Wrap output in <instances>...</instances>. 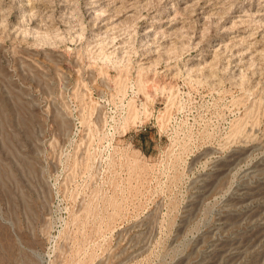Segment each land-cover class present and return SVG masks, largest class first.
<instances>
[{"label":"rangeland","instance_id":"obj_1","mask_svg":"<svg viewBox=\"0 0 264 264\" xmlns=\"http://www.w3.org/2000/svg\"><path fill=\"white\" fill-rule=\"evenodd\" d=\"M71 261L264 264V0H0V264Z\"/></svg>","mask_w":264,"mask_h":264},{"label":"bare ground","instance_id":"obj_2","mask_svg":"<svg viewBox=\"0 0 264 264\" xmlns=\"http://www.w3.org/2000/svg\"><path fill=\"white\" fill-rule=\"evenodd\" d=\"M46 36H48V35H44V38H45V39L43 38V42H45V41L48 42V41L50 40V39H49V40L47 39V40H48V41H47V40H46V38H47ZM49 38H50V37H49ZM41 41H42V40H41ZM23 199H24V198H23ZM25 201H26V200H25ZM117 203H118V202H117ZM109 204H110V203H109ZM112 207H113V206H112ZM93 208H94V207H93ZM86 213H87V212H86ZM87 222H88V221H87ZM82 224H83V222H82ZM85 225H86V223H85ZM75 255H76V252H75ZM76 257H77V256H76ZM78 257H80V256H78ZM74 259H75V257H74ZM86 260H87V259H86ZM72 261H73V260H72ZM72 261H71V263H73ZM77 261H79V260H77ZM80 261H81V260H80ZM74 262H75V261H74ZM81 262H82V261H81ZM83 262H84V260H83ZM73 264H74V263H73ZM76 264H77V263H76Z\"/></svg>","mask_w":264,"mask_h":264}]
</instances>
